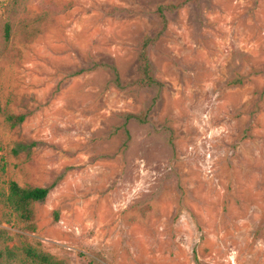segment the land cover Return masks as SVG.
Returning <instances> with one entry per match:
<instances>
[{"label": "rangeland", "instance_id": "374dc122", "mask_svg": "<svg viewBox=\"0 0 264 264\" xmlns=\"http://www.w3.org/2000/svg\"><path fill=\"white\" fill-rule=\"evenodd\" d=\"M11 182L49 189L28 222ZM27 248L264 264V0H0V264Z\"/></svg>", "mask_w": 264, "mask_h": 264}, {"label": "trees", "instance_id": "16d2710c", "mask_svg": "<svg viewBox=\"0 0 264 264\" xmlns=\"http://www.w3.org/2000/svg\"><path fill=\"white\" fill-rule=\"evenodd\" d=\"M152 42L150 39H146L142 46L139 54L141 77L138 80L139 86H156L161 87V83L155 80L151 73L150 64L146 55V48ZM111 69L115 73V83L119 87L118 75L113 66H104ZM8 120H12L11 117ZM16 122L20 123L23 121V117L15 119ZM49 193L47 188H20L16 183L11 182L9 185V195L7 202L9 206L19 215L21 220L28 222L31 219V205L34 203L42 202L46 199ZM24 254L27 258L39 264H56L52 260L34 250L27 248L24 250Z\"/></svg>", "mask_w": 264, "mask_h": 264}]
</instances>
